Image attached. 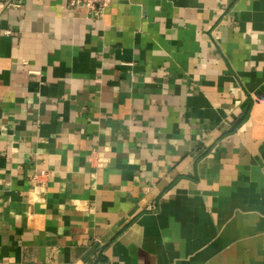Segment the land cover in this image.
I'll return each instance as SVG.
<instances>
[{
	"label": "crops",
	"instance_id": "crops-1",
	"mask_svg": "<svg viewBox=\"0 0 264 264\" xmlns=\"http://www.w3.org/2000/svg\"><path fill=\"white\" fill-rule=\"evenodd\" d=\"M0 264H264V0H0Z\"/></svg>",
	"mask_w": 264,
	"mask_h": 264
},
{
	"label": "built area",
	"instance_id": "built-area-1",
	"mask_svg": "<svg viewBox=\"0 0 264 264\" xmlns=\"http://www.w3.org/2000/svg\"><path fill=\"white\" fill-rule=\"evenodd\" d=\"M72 5H84L92 10L101 12L108 7L112 0H70Z\"/></svg>",
	"mask_w": 264,
	"mask_h": 264
},
{
	"label": "trees",
	"instance_id": "trees-1",
	"mask_svg": "<svg viewBox=\"0 0 264 264\" xmlns=\"http://www.w3.org/2000/svg\"><path fill=\"white\" fill-rule=\"evenodd\" d=\"M246 119V115H243L240 117V119L235 123V127H237L238 125H240L244 120Z\"/></svg>",
	"mask_w": 264,
	"mask_h": 264
}]
</instances>
